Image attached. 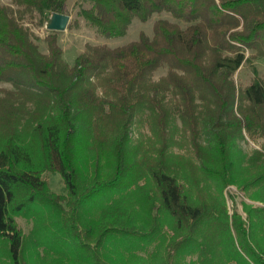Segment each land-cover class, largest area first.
<instances>
[{
	"label": "trees",
	"instance_id": "16d2710c",
	"mask_svg": "<svg viewBox=\"0 0 264 264\" xmlns=\"http://www.w3.org/2000/svg\"><path fill=\"white\" fill-rule=\"evenodd\" d=\"M88 1L80 14L108 38L124 35L134 18L147 21L160 12L186 26L157 19L153 36L141 32L118 47L87 45L71 65L57 32L46 37L43 52L18 16L36 12L43 23L52 13L66 14L68 0H13L16 8L0 0V81L14 86L0 96V237L12 263L41 264L26 255L42 238L74 247L72 256L62 250L46 255L50 264L69 257L71 264H109L113 240L152 243L161 230L157 215L141 227L122 207L98 216L86 210L95 194L117 187L138 164L154 181L153 206L173 217L169 249L182 252L201 234L207 238L204 225L211 217L209 228L224 234L239 261L264 264V206L245 204V219L236 210L230 215L224 196L202 185L204 178L221 191L236 182L245 188L264 184V78L255 70L241 91L234 80L246 49L264 56V0ZM163 65L166 75L153 80ZM146 109L161 145L154 158L131 163L132 124ZM176 114L199 164L168 153ZM247 137L262 139L254 149L261 162H249L243 169L256 170L238 181L245 164L235 152ZM184 167L194 187L181 181ZM45 172L62 176L67 197L50 191ZM33 204L47 205L51 214L37 238L26 236L14 217ZM208 250L200 244L202 253ZM139 260L132 264H144Z\"/></svg>",
	"mask_w": 264,
	"mask_h": 264
},
{
	"label": "rangeland",
	"instance_id": "374dc122",
	"mask_svg": "<svg viewBox=\"0 0 264 264\" xmlns=\"http://www.w3.org/2000/svg\"><path fill=\"white\" fill-rule=\"evenodd\" d=\"M1 2L13 5V0H1ZM90 6L91 4L88 0H68L67 13L64 14L65 18H67L66 23L60 29L51 25L54 13L45 18L43 23H40L42 15L36 12L31 16L29 12L24 11L22 14L18 13V16L31 30L35 41L43 52L48 51L46 37L52 32H57L58 42L64 52L63 58L71 65L74 64L76 57L86 49L87 45L106 44L110 47H118L138 40L141 32L146 33L150 37L153 36V25L157 19H168L186 26L185 22L173 17L171 14L160 12L154 13L147 21L134 18L124 35L108 38L101 35L80 14L82 8ZM14 7L16 8V6ZM245 52L247 60L234 74V80L240 91L252 82L255 70L259 76L264 78V56L254 57L255 51L251 49H246ZM167 71L168 67L166 65L160 66L153 72V80H159L166 75ZM12 88H14L12 82L0 81V96L3 94L4 89ZM173 122L175 126H173V130H170L169 155L173 160L183 158L199 164V158L196 157L189 146L188 136L182 129L183 125L178 114H176ZM154 125L148 109L143 110L135 119L130 133L127 153L128 162L134 163L138 161V163H141L140 160L143 157L154 158L157 156L162 140L158 136ZM261 143L262 139L253 141L248 137L245 140L240 139L238 141L239 150L235 154L243 156L244 162L242 164H245L242 168L239 167L238 175L235 178L238 181L241 180V175L256 170L243 169L249 162L258 164L261 162V159L255 158L256 156L254 155V149L259 148ZM260 165H263V163ZM143 168L138 164L135 165L117 187L98 192L86 205L87 215L91 214L94 216H98L101 211L108 207L111 209L122 207L132 214L137 224L141 227L142 225H147L153 216H158L161 230L152 243L143 244L136 240L127 239L113 240L110 243V250L106 254L109 264H132L139 262V259H143L144 264H251L248 261H239L224 234H219L215 227L209 228L212 222L211 217H207L204 225V229L207 231V238L202 237L201 234V236H198L197 242L195 241L191 247L186 248L182 252L169 249L167 245L174 235V220L171 214L163 209H158V204L153 206L155 184L150 173ZM181 170V181L194 187L195 184L193 185L190 182L191 179L187 175L186 167L181 168ZM43 176L48 180L49 189L52 193L62 197L68 196L64 180L58 172H45ZM203 182L202 185L207 186L206 191L208 193L224 196L230 215L233 214V210H236L245 219V204L257 207L264 206V203L259 201V198L264 196V184L245 188L239 182H236L221 191V185L216 181L204 178ZM220 202L222 203L221 199ZM49 210V207L45 204H33L15 214L14 217L18 227L26 236L32 235L37 238L36 235L41 234L39 229L43 227L42 225L47 221L48 217L50 218ZM41 241H39L40 244L37 247L32 246L27 252L26 256L29 259L43 260L41 264H50L45 262L46 255H51L58 250H62V253L67 252L70 256L74 254V247L69 242H65L60 246L53 242L48 244L44 238ZM203 242H206L209 249L207 253L200 251V244ZM64 255L66 254L64 253ZM71 258H66L57 264H71ZM0 264H13L1 237Z\"/></svg>",
	"mask_w": 264,
	"mask_h": 264
},
{
	"label": "water",
	"instance_id": "95a60500",
	"mask_svg": "<svg viewBox=\"0 0 264 264\" xmlns=\"http://www.w3.org/2000/svg\"><path fill=\"white\" fill-rule=\"evenodd\" d=\"M54 17L52 18V26L54 28H63L65 23H66V19L64 14H60V13H54L53 15Z\"/></svg>",
	"mask_w": 264,
	"mask_h": 264
}]
</instances>
